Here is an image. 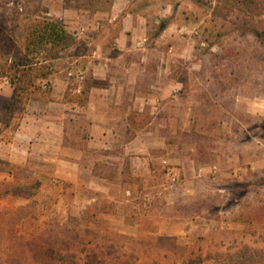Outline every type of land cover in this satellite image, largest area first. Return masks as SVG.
<instances>
[{
    "label": "rangeland",
    "instance_id": "obj_1",
    "mask_svg": "<svg viewBox=\"0 0 264 264\" xmlns=\"http://www.w3.org/2000/svg\"><path fill=\"white\" fill-rule=\"evenodd\" d=\"M47 19L71 39L45 84L90 85L104 47L162 100L133 112L147 131L114 142L121 155L136 136L149 153L97 166L122 184L76 190L9 167L0 264H264V0H0V67L25 61L29 27Z\"/></svg>",
    "mask_w": 264,
    "mask_h": 264
},
{
    "label": "crops",
    "instance_id": "obj_2",
    "mask_svg": "<svg viewBox=\"0 0 264 264\" xmlns=\"http://www.w3.org/2000/svg\"><path fill=\"white\" fill-rule=\"evenodd\" d=\"M121 50L123 53L132 51L130 46ZM108 52L99 47L94 62H89L90 85L70 88L68 79L55 80L48 86L46 97L28 102L23 118L12 131H8L6 122L13 90L0 86V180L16 177L15 172L9 171L12 165L35 172L38 168L43 182L68 183L76 185V190L100 183L122 184L121 179L112 182L98 174L97 166L101 163L117 166L121 160L136 162L141 158L131 154L149 153L146 144L137 143L133 147L136 136L122 146L121 155L114 153L119 147L114 144L117 135L126 131H147L144 126L134 124L133 112L141 116L149 104H157L162 99L147 95L135 67L116 64V58ZM143 67L141 63V74L145 71ZM44 88L47 87H43V92ZM70 91L74 93L70 95ZM84 96L81 101L80 97ZM143 160L146 169V158Z\"/></svg>",
    "mask_w": 264,
    "mask_h": 264
},
{
    "label": "trees",
    "instance_id": "obj_3",
    "mask_svg": "<svg viewBox=\"0 0 264 264\" xmlns=\"http://www.w3.org/2000/svg\"><path fill=\"white\" fill-rule=\"evenodd\" d=\"M70 39L68 31L56 20L36 21L29 27L25 61L0 67V77L8 79L13 87L8 115L11 116L18 106L22 108L19 113V119H22L28 102L41 97L43 87L49 86L44 81L52 74L53 65L49 60H54L61 51L67 49Z\"/></svg>",
    "mask_w": 264,
    "mask_h": 264
}]
</instances>
